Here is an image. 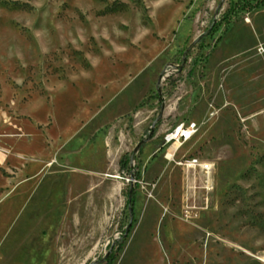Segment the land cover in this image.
Segmentation results:
<instances>
[{"label": "rangeland", "instance_id": "374dc122", "mask_svg": "<svg viewBox=\"0 0 264 264\" xmlns=\"http://www.w3.org/2000/svg\"><path fill=\"white\" fill-rule=\"evenodd\" d=\"M237 1L0 0V264H104L127 230L113 264H264V8Z\"/></svg>", "mask_w": 264, "mask_h": 264}, {"label": "built area", "instance_id": "2783aa9c", "mask_svg": "<svg viewBox=\"0 0 264 264\" xmlns=\"http://www.w3.org/2000/svg\"><path fill=\"white\" fill-rule=\"evenodd\" d=\"M198 127L195 123L182 122L176 125L166 136L165 145L169 146L170 156L174 160L180 149L197 134ZM177 166L191 175H201L203 188L207 192L214 190L212 183V175L214 172L213 165L208 161L199 158L182 157L179 161H175Z\"/></svg>", "mask_w": 264, "mask_h": 264}, {"label": "trees", "instance_id": "16d2710c", "mask_svg": "<svg viewBox=\"0 0 264 264\" xmlns=\"http://www.w3.org/2000/svg\"><path fill=\"white\" fill-rule=\"evenodd\" d=\"M264 8V0H239L237 2H232L231 7L228 14H234L238 15L240 13L244 12H250L255 9ZM126 160V159H125ZM124 168L128 166L127 160L124 161ZM134 195V193H133ZM133 196L131 197V200L128 202V206L130 209V212L132 213L133 210ZM130 230H127L124 232L122 237L119 241H116L114 245L110 248V252L107 255V257L104 260V264H113L115 259L117 258L119 252L123 248V245L125 243L126 238L129 235Z\"/></svg>", "mask_w": 264, "mask_h": 264}, {"label": "water", "instance_id": "95a60500", "mask_svg": "<svg viewBox=\"0 0 264 264\" xmlns=\"http://www.w3.org/2000/svg\"><path fill=\"white\" fill-rule=\"evenodd\" d=\"M225 1H226V0H222L221 4L219 5L218 10H217V12H216L217 14H218L219 10L224 6ZM214 24H215V23H214ZM204 36H205V35H203V36L199 37L198 39H196V40L193 42V44L189 47V50H191L192 48H194V47L198 44V42H199ZM161 119H162V113L159 115L157 121H156L155 123H153V125H152V129H151V132H150V134H149L148 139H147L146 141H144V142L139 143L138 146L136 147V149H135L134 152H137V150H139V148H140L145 142H148V141H150V140L152 139L153 134H154L155 126H156L157 122H159Z\"/></svg>", "mask_w": 264, "mask_h": 264}, {"label": "bare ground", "instance_id": "6f19581e", "mask_svg": "<svg viewBox=\"0 0 264 264\" xmlns=\"http://www.w3.org/2000/svg\"><path fill=\"white\" fill-rule=\"evenodd\" d=\"M169 158L171 157L170 155L168 156ZM111 178H116V177H114V176H110Z\"/></svg>", "mask_w": 264, "mask_h": 264}]
</instances>
